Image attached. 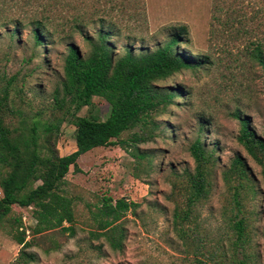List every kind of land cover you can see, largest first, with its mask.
<instances>
[{
	"label": "rangeland",
	"instance_id": "374dc122",
	"mask_svg": "<svg viewBox=\"0 0 264 264\" xmlns=\"http://www.w3.org/2000/svg\"><path fill=\"white\" fill-rule=\"evenodd\" d=\"M100 25L110 31L115 57L127 48L135 54L152 51L183 25L186 30L179 32L173 50L197 65L153 82L176 95L153 113L157 126L150 140L94 147L77 157L78 171L68 167L58 189L71 199L72 232L32 233L34 208L10 206L0 220V264L14 262L21 249L35 256L27 264H196L207 250L227 249L226 217L240 215L221 179L235 155L244 160L254 190L241 200L242 210L253 211L252 259L264 264V183L259 165L237 142L232 116L238 111L264 138V83L255 56L259 49L264 58V0H0V86L7 89L9 127L26 131L35 123L40 131L44 121H51L58 126L57 154L74 149L68 116L72 89L61 87L63 60L70 45L85 56L82 34L94 38ZM38 28L36 42L33 31ZM108 107L99 93L76 114L103 119ZM136 125L121 138L143 137ZM196 137L214 156L211 186L192 209L193 220L178 228L172 223V198L180 202L183 194H172L171 183L183 181L185 170L192 172L188 147ZM134 147L145 157L131 156ZM102 195L136 203L122 217L120 249L89 235L95 230L91 212ZM15 219L25 247L12 237Z\"/></svg>",
	"mask_w": 264,
	"mask_h": 264
},
{
	"label": "trees",
	"instance_id": "16d2710c",
	"mask_svg": "<svg viewBox=\"0 0 264 264\" xmlns=\"http://www.w3.org/2000/svg\"><path fill=\"white\" fill-rule=\"evenodd\" d=\"M185 30V26H178L173 36L152 51L135 54L127 48L115 57L113 46L107 39L110 31L100 25L94 38L82 34L88 45L85 56L72 45L68 47L63 60L64 79L61 87L63 91L68 86L72 89L69 93L71 109L68 116L74 127V149L65 155L56 152L58 126L53 122L44 121L40 131L35 123L26 131H19L6 124L8 94L7 89L0 86V220L9 212L11 205L32 206L35 218L32 233L52 228L72 232L71 199L58 189L68 167L71 165L73 170L78 171L77 157L94 147L124 146L128 140L140 142L154 136L150 132L157 126L153 113L171 104L176 94L158 89L153 82L166 78L180 68L197 65L196 61L173 50L179 32ZM33 33L38 42L41 30L35 29ZM255 56L264 83V58L259 49ZM99 93L104 95L109 105L105 118L76 114L81 107L90 105L91 97ZM232 116L238 124L237 142L259 165L261 181L264 183V138L255 133L246 117L238 111H234ZM138 123L142 127L143 137L134 134L138 136L137 139L121 138L123 132L131 130ZM188 150L193 160L192 172L185 170L183 181L171 183L172 194H183L180 202L172 198V223L178 228L189 225L193 220L192 209L207 197L211 186L214 162L212 151L204 147L199 137L191 142ZM131 156L135 159L145 157L136 147ZM36 179L39 182L34 184ZM221 179L231 191V202L240 215L235 212L231 217H226L227 230L224 235L228 240L227 249L218 245L215 251L207 250L204 259L196 258L195 262L255 264L250 250V217L253 211L242 210L241 202L246 193H254L244 160L237 155L233 156L228 167L222 170ZM99 200L91 212L95 230H90L89 235L92 239L102 237L111 249H120L124 238L122 217L127 211L133 212L136 203L123 197L111 199L107 195H102ZM15 221L17 226L13 228L12 237L16 243L25 247L28 242L24 240V231L18 229L19 221ZM64 223L67 225L63 226ZM260 234L264 238V228ZM237 252L241 254L240 259L236 256ZM33 260V253L21 249L15 261L10 264H27Z\"/></svg>",
	"mask_w": 264,
	"mask_h": 264
},
{
	"label": "built area",
	"instance_id": "2783aa9c",
	"mask_svg": "<svg viewBox=\"0 0 264 264\" xmlns=\"http://www.w3.org/2000/svg\"><path fill=\"white\" fill-rule=\"evenodd\" d=\"M25 232H27V231L25 230Z\"/></svg>",
	"mask_w": 264,
	"mask_h": 264
}]
</instances>
